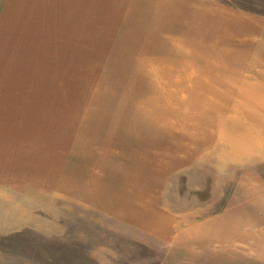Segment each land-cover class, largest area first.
<instances>
[{"label":"rangeland","instance_id":"1","mask_svg":"<svg viewBox=\"0 0 264 264\" xmlns=\"http://www.w3.org/2000/svg\"><path fill=\"white\" fill-rule=\"evenodd\" d=\"M38 193L0 187V264H154L173 230L264 193V0H133Z\"/></svg>","mask_w":264,"mask_h":264},{"label":"crops","instance_id":"2","mask_svg":"<svg viewBox=\"0 0 264 264\" xmlns=\"http://www.w3.org/2000/svg\"><path fill=\"white\" fill-rule=\"evenodd\" d=\"M132 1L0 0V187L54 188ZM154 264H264V193L173 230Z\"/></svg>","mask_w":264,"mask_h":264}]
</instances>
